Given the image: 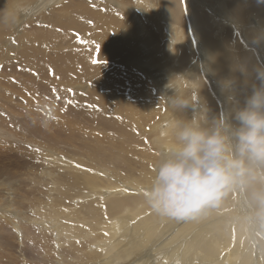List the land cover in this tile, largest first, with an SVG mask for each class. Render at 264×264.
Returning <instances> with one entry per match:
<instances>
[{
    "label": "bare ground",
    "instance_id": "bare-ground-1",
    "mask_svg": "<svg viewBox=\"0 0 264 264\" xmlns=\"http://www.w3.org/2000/svg\"><path fill=\"white\" fill-rule=\"evenodd\" d=\"M261 80L264 0H0L12 264H264V184L191 218L149 203L178 125H235Z\"/></svg>",
    "mask_w": 264,
    "mask_h": 264
},
{
    "label": "clouds",
    "instance_id": "clouds-1",
    "mask_svg": "<svg viewBox=\"0 0 264 264\" xmlns=\"http://www.w3.org/2000/svg\"><path fill=\"white\" fill-rule=\"evenodd\" d=\"M232 119L235 125L221 119L211 131L178 125V142L166 149L170 158L156 170L149 192L154 210L176 219L196 217L234 188L264 184V80ZM252 195L264 207V187Z\"/></svg>",
    "mask_w": 264,
    "mask_h": 264
},
{
    "label": "rangeland",
    "instance_id": "rangeland-1",
    "mask_svg": "<svg viewBox=\"0 0 264 264\" xmlns=\"http://www.w3.org/2000/svg\"><path fill=\"white\" fill-rule=\"evenodd\" d=\"M7 95V93H5ZM8 95H11V99H14L15 96H13L11 93H8ZM7 95V96H8ZM0 101L2 102V99L0 98ZM8 103L12 107H16L20 104L19 99H16V104L9 102ZM23 104V103H21ZM11 107V108H12ZM15 117H12V115L3 108V105L0 104V170H4V173H0V196L2 195V200L0 198V212L4 211L0 215V221H3V216H6L7 218L10 219L9 217V210L11 209L8 205H5V197L7 192V185L10 183V177L13 173V171H17L15 167V162L17 161L18 163L24 165L26 162L23 157H19L17 155L18 153V148L14 147L15 144L12 143L13 141V135L18 134L24 131L21 129L20 124L17 126H14L13 124L16 125L15 120H13ZM4 121V122H3ZM1 129H4L5 133L2 132ZM19 131H17V130ZM9 135V136H7ZM12 135V136H11ZM24 149V147H22ZM210 220V219H207ZM6 223L0 226V257H1V264H12L14 262V255L17 253L15 249V239L13 235V230L12 226H10V222L8 220H4ZM200 224V223H199ZM198 224V225H199ZM196 228V227H194ZM193 228V229H194ZM177 229L172 228V231H168V237L176 235ZM175 242V241H173ZM5 257V258H4ZM19 263V260H16V264Z\"/></svg>",
    "mask_w": 264,
    "mask_h": 264
},
{
    "label": "snow or ice",
    "instance_id": "snow-or-ice-1",
    "mask_svg": "<svg viewBox=\"0 0 264 264\" xmlns=\"http://www.w3.org/2000/svg\"><path fill=\"white\" fill-rule=\"evenodd\" d=\"M100 61L99 60H93V63H99Z\"/></svg>",
    "mask_w": 264,
    "mask_h": 264
}]
</instances>
